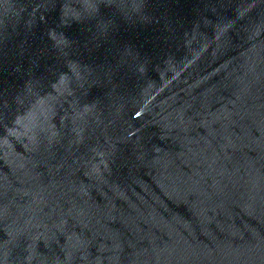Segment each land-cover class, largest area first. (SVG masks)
Segmentation results:
<instances>
[{
    "label": "water",
    "instance_id": "1",
    "mask_svg": "<svg viewBox=\"0 0 264 264\" xmlns=\"http://www.w3.org/2000/svg\"><path fill=\"white\" fill-rule=\"evenodd\" d=\"M0 264H264V0H0Z\"/></svg>",
    "mask_w": 264,
    "mask_h": 264
}]
</instances>
